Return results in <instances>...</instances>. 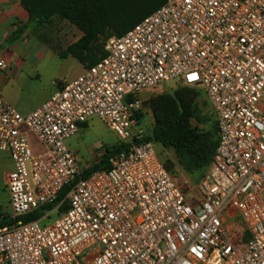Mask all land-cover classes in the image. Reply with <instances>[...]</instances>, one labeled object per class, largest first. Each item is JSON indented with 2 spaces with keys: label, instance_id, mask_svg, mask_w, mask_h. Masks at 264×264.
<instances>
[{
  "label": "built area",
  "instance_id": "obj_1",
  "mask_svg": "<svg viewBox=\"0 0 264 264\" xmlns=\"http://www.w3.org/2000/svg\"><path fill=\"white\" fill-rule=\"evenodd\" d=\"M105 51L27 115L0 92L12 217L56 205L70 188L39 220L0 229V264H264V0H165ZM171 81L203 90L217 115L196 194L143 140L153 114L141 93ZM92 118L128 149L83 177L67 140Z\"/></svg>",
  "mask_w": 264,
  "mask_h": 264
},
{
  "label": "trees",
  "instance_id": "obj_2",
  "mask_svg": "<svg viewBox=\"0 0 264 264\" xmlns=\"http://www.w3.org/2000/svg\"><path fill=\"white\" fill-rule=\"evenodd\" d=\"M164 2L165 0H20L30 18L35 19L34 23L50 24L57 18L69 22L83 33L64 54L72 56L85 68L95 65L106 56L105 45L109 39L125 35L136 24L156 12ZM17 38L18 34H15L13 39ZM147 105L152 111L154 122L143 140L158 144L165 150H174L179 164L189 175L207 172L218 145V123L211 131L201 130L193 125V121L205 123L197 107L196 91L187 87L176 89L171 94L153 97ZM127 149L128 145L121 143L106 149L103 159L83 171L82 176L88 177L95 171L109 170L114 156ZM164 165L175 174L171 161H164ZM69 189L67 187L62 191L56 205L64 200ZM56 205L43 207L19 218H13L11 211L0 214V229L19 221L39 220L44 211L51 210ZM67 208L68 203L64 201L61 211Z\"/></svg>",
  "mask_w": 264,
  "mask_h": 264
},
{
  "label": "crops",
  "instance_id": "obj_3",
  "mask_svg": "<svg viewBox=\"0 0 264 264\" xmlns=\"http://www.w3.org/2000/svg\"><path fill=\"white\" fill-rule=\"evenodd\" d=\"M34 22L22 7L20 0H0V60L8 65L7 69L0 68V92L22 115L40 108L57 91L55 82L63 81L52 78L50 73L57 66L56 58L60 53L56 47L41 39L38 33L43 30V26ZM72 28L71 31L76 37L73 42L75 43L83 33L77 28ZM15 34H18L16 40L13 39ZM70 45L65 46L64 50ZM80 65L81 70L77 77L86 69L81 63ZM43 76L46 78V84L42 82ZM85 126H88V123L82 125L80 130ZM28 135L34 153L42 154L44 147L34 135ZM13 168L10 155L0 152V187H6V176Z\"/></svg>",
  "mask_w": 264,
  "mask_h": 264
},
{
  "label": "rangeland",
  "instance_id": "obj_4",
  "mask_svg": "<svg viewBox=\"0 0 264 264\" xmlns=\"http://www.w3.org/2000/svg\"><path fill=\"white\" fill-rule=\"evenodd\" d=\"M67 21L60 19H54L50 24L40 25L43 26V30L39 31L38 35L44 42L50 46L56 47L59 51L57 59V66L50 71L52 78L63 81H72L77 77L81 70V65L70 55L65 56V46L70 45L76 39L72 33L71 28ZM72 28V29H74ZM43 84H46V78L43 76ZM177 83L175 81L163 83L153 90H148L141 93L144 100V105L148 108L147 103L153 97L161 94H171L176 90ZM197 93V107L200 114L205 119L204 124H198L193 121V125L197 126L201 130L211 131L216 127L217 115L214 112L207 96L203 90H195ZM152 115V114H151ZM153 116L146 117L144 121V128L146 133H149L153 125ZM119 142L118 137L106 126V124L98 118H92L88 122V126H85L76 135L72 136L68 140V147L74 153L77 163L82 171H85L89 167L96 163L95 155L97 151L101 149H111ZM155 148L158 151L163 161H171L173 163V172L179 177L181 183H186L191 186L194 194L197 193L207 172L204 174L189 175L179 164L178 158L172 149H163L160 145L155 144ZM10 193L6 187H0V214L10 213Z\"/></svg>",
  "mask_w": 264,
  "mask_h": 264
},
{
  "label": "water",
  "instance_id": "obj_5",
  "mask_svg": "<svg viewBox=\"0 0 264 264\" xmlns=\"http://www.w3.org/2000/svg\"><path fill=\"white\" fill-rule=\"evenodd\" d=\"M35 20L34 18L31 19V21Z\"/></svg>",
  "mask_w": 264,
  "mask_h": 264
}]
</instances>
